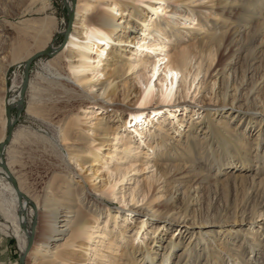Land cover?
Here are the masks:
<instances>
[{"label": "rangeland", "instance_id": "1", "mask_svg": "<svg viewBox=\"0 0 264 264\" xmlns=\"http://www.w3.org/2000/svg\"><path fill=\"white\" fill-rule=\"evenodd\" d=\"M67 1L47 0L42 5L31 0H0V24L5 25V35H0V138L4 137L3 141L7 137V117L5 108L3 110L1 107L4 102L17 101L25 61L38 51L47 49L48 45L55 48L54 54L42 55L30 64L24 108L5 145L9 146V150H4L2 156L16 187L19 189L20 185L23 191L19 201L13 182L6 177V172L0 173V264L38 262L32 259L30 251L34 239L40 241L44 230L42 201L48 196L59 198L65 187L71 188L79 180L78 174L71 173L72 166L75 167L72 160L71 164L66 165L58 155L60 151L59 147L54 146L55 140L60 144L64 138L66 143L62 148H67L71 153V131L68 130L71 121L75 120L79 130L85 131V127L100 116L108 125L118 127L119 135L130 131L132 125H138L129 122L127 111L130 109H142L147 118L149 115L152 119L158 116L163 118L164 115L170 117L165 145L173 149L178 147L179 138L185 139L184 133L192 127L191 121L198 125L197 122L203 119L204 110L209 109L212 117L220 120L221 126L231 128V137L246 132V141L250 143L247 149L238 153L234 148L231 150L235 155L244 153L249 159V168L234 171L225 169L229 161H216L222 153L217 144H209V138L203 133L204 125L201 124L194 131L197 150L189 160L192 167L186 173L192 177L186 178L185 174L182 178L173 173L157 184L153 183V168L150 166L153 156L148 164L145 163L146 154L142 153L132 155L130 161H121L120 169L123 172L114 177L116 182L112 197L93 194L98 199L96 205L91 207L94 209L91 218L100 222L99 231L92 239L83 238L82 241L93 247L98 244L102 232H110L119 242L123 241L124 235L130 241L129 245H139L136 257L140 264H149L145 256L152 249L158 251L155 261L160 262L164 251L161 247L168 240L177 242L179 239V245L172 250L169 264H185L186 259L178 261V255L183 251V254L192 252L191 264H264V33L257 40H245L226 52L212 49L202 58H198V55L191 58L184 72L179 74L172 101L163 102L161 92L168 82L165 73L167 58L170 60L177 49L185 50L196 44L208 27L218 24L221 18L232 19L236 12L234 6H231L232 10L230 7L221 10L216 6L217 0H185L181 8H191L194 14L191 19L182 20L175 26L171 40L162 41L167 42L165 49H151L149 44L154 39L155 29H151L149 35H143L141 31L136 34H141L139 39L146 36V42H149L141 43V46L135 43L130 48L135 52L139 50V54L149 58V62L136 66L127 74L133 84V94L123 101V92L120 91L115 111L112 110L113 106H108L109 102L107 105L87 101L82 103L80 100L71 102L69 94H62L63 90L59 91L54 86V69L58 68L53 63L54 57L64 47L72 29L77 3V0H71L70 8ZM143 1L136 4L145 9L144 18L150 19L151 16L163 27L175 1ZM242 1L247 4L255 2L252 5L254 14L249 21L255 23L258 16H264V0ZM35 36L42 37L45 45L36 48ZM22 47L29 48L30 53L21 56ZM155 61L156 74L151 77ZM229 65L233 66L231 71ZM148 81L152 82L153 93L149 103L140 106L135 103L134 95L144 89ZM225 90L227 95L223 92ZM223 102L228 105L225 110L219 108ZM230 106H235V109ZM168 110H172L173 116ZM86 112H91L87 123L82 121ZM11 117L13 120L16 117L15 108L11 110ZM125 117H128V121L124 126ZM112 145L110 141L106 142L102 149L114 150L110 149ZM154 147L158 150L160 145ZM116 151L121 154V147ZM233 159V164H236V157ZM84 170L85 167L82 171L77 169V172L83 173ZM240 174L247 177H240ZM66 200L67 204H71V199ZM23 201L25 204L29 201L24 214L19 212ZM85 203L88 204L87 201L81 203L82 208ZM145 208L163 216L162 219L142 215L140 211ZM20 217L22 221L25 219L27 228L34 226L33 231L30 229L33 236L31 245L30 235L26 234L22 222H19ZM141 221L146 223L138 232L136 224ZM157 229L160 232L158 238L153 233ZM200 230L201 235L198 234ZM153 239L158 242H152ZM63 241L60 239L56 243ZM142 241L151 245L150 250L141 248ZM154 244L161 247L156 248ZM86 246L76 245L73 248L77 253H85L84 260L79 263L69 260L67 264H99L100 259L86 253Z\"/></svg>", "mask_w": 264, "mask_h": 264}, {"label": "bare ground", "instance_id": "2", "mask_svg": "<svg viewBox=\"0 0 264 264\" xmlns=\"http://www.w3.org/2000/svg\"><path fill=\"white\" fill-rule=\"evenodd\" d=\"M31 1H38L45 5L47 0ZM174 1L175 5L171 7L170 15L162 27L151 16L150 19L144 18L145 9L136 4L143 3V0H77L72 29L66 37L64 47L54 57L53 63L58 66L56 70L54 69L53 76H55V80H52L55 82L54 86L59 91L63 90L62 94L64 92L67 93H65L66 95L69 94L71 102L80 100L82 103L87 101L89 103H100V105H107V102H109L108 106H113L112 110L117 111L115 105L118 104V93L120 91L123 92V101L133 94V90H131L133 84L127 74L134 70L136 66L146 65L149 62V58L142 57L139 54L141 53L139 50L135 52L133 48H130L135 43L141 46V43L149 42H146V36H142L139 39L141 34H136L141 31L143 35H149L150 30L155 29L154 39L150 41L149 45L153 51L163 50L166 48L167 42L162 41L171 40V37L174 36L175 26L181 23L182 20L191 19L194 14L191 8H181V4L185 0ZM67 3L71 8V0H68ZM254 3L250 2L247 4L242 0H217L216 6L221 10L228 7L231 9V6H234L236 8L234 17L229 20L227 18L219 19L218 24L205 30L196 44L188 46L185 50L177 49L170 60L167 58L165 73L167 74L168 82L161 92L163 102L169 103L172 101L179 74L184 72L186 64L191 58L196 55H198V58H202L207 51L212 49L226 52L231 47L234 48L245 40H257L261 37V34L264 33V16H258V20L255 23L249 21L254 14L252 9L255 5ZM4 30L5 25L0 24L1 36L5 35ZM34 40L36 48L42 47L46 43L42 37L35 36ZM54 49L53 47L51 48L50 55L55 53ZM28 53H30V49L27 47H22V50H20L21 56ZM156 65V61L153 62L151 77L156 74ZM232 67L229 65L230 71ZM50 83L52 82L50 81ZM223 92L227 95V90ZM152 93L153 85L151 81H148L144 89L134 95V98H136L135 103L145 106L149 103ZM8 103L12 102H4L1 109L4 110ZM226 107L228 105L223 102L219 108L225 110ZM230 107L235 109V106ZM169 112L173 116L172 110ZM204 112L203 119L197 122L198 125L194 124L193 120L191 121L192 127L184 133L185 139L179 138L177 140L178 147H174V149L171 148L172 146L168 147L165 145L169 122L171 121L170 117L165 115L163 118L158 116L152 119L150 115L147 118L142 109H130L127 111L130 118L129 122L133 121L138 125H132L130 131L122 132L120 135L117 131L118 127L108 125L103 116L95 117V121L86 126L85 131L79 130L75 120L71 121V126L68 129L71 131V153L67 148H62L66 143L64 138L61 139L62 142L60 144H57L55 140L54 146L59 147L60 153L58 155L66 165L71 164L70 160H72V164L75 167L73 168L72 166L71 173L75 172L78 174L79 180L75 186L71 185V188L65 187L63 195H60L61 197L59 196V198L55 199L53 196H48L42 201V207L45 211L43 219L44 230L40 241L34 239L30 251L32 259L35 262L38 261L36 264H67L69 260L79 263L84 260L85 253L74 251L73 248L76 245L78 247L87 245L84 250L87 254H92L100 259L99 264H140L136 257L137 251L140 250L139 245H129L130 241L124 235H122L123 241L119 242L117 237L110 232H102V236L97 242L98 244L93 247H89L90 245L82 241L83 238L92 239V236L100 228V222L91 218V214L94 211L91 207L96 205L98 199L93 197V194L104 197L113 195V188L116 182L114 177L116 174L123 172L120 169L121 161H130L132 155L137 153L146 154V164L150 163L149 158L153 156L150 165L153 168V183H161L173 173L184 178L183 176L192 167L189 160L195 155L197 150L194 131L201 124L204 125L203 133L209 138V144H217L222 153L221 157L219 156L220 158L216 159V161L224 162L223 159L229 161L225 165V169L230 168L234 171L247 170L249 168V159L243 155L244 153H239L237 156L231 150L234 148V151L238 153L247 149L250 143L246 141V132L233 138L230 135L231 128L229 126H221L220 120L212 117L209 109H205ZM90 113L86 112L82 121L87 123V120L91 117L89 116ZM77 120L79 121V119ZM126 121H128V117L124 119V126ZM176 130L178 131V129ZM111 136L112 138L110 139L109 137ZM3 139L4 137L0 138V143L3 142ZM97 139L100 141L97 142ZM109 141L113 144L110 149L114 150L104 151L102 148ZM155 142L156 145H154ZM116 145L121 147V154L116 151L118 148ZM159 145L160 148L155 150L154 146L158 147ZM4 150L8 151L9 146L5 147ZM210 150L212 151L213 148ZM235 157L237 163L233 164V158ZM111 163H113V166H111ZM2 165H5V163L0 154V173L4 174L5 170ZM84 167L83 173L77 172V169L82 171ZM187 176L192 177L189 174H186V178ZM239 176L247 177L245 174H240ZM6 177L8 178L7 175ZM10 189L13 192L11 186ZM18 191H23L20 185ZM13 194L15 199H17L14 192ZM67 198L71 199V204L66 203ZM86 201L88 204H83L84 207L82 208L81 203ZM26 202V204L25 201L20 204V213L27 209L29 201ZM69 205L76 209L69 208ZM78 208L79 210H77ZM140 213L144 216H152L157 220L163 217L147 208L140 211ZM167 217L168 215L165 216L164 220ZM19 222H22V217L19 218ZM114 222L117 224L116 218ZM145 223V221L137 222L138 232L141 231ZM25 232L30 235V227ZM157 232L158 229L153 233L158 238L160 232L158 234ZM201 232V230L200 232L198 231V234L201 235ZM60 239L64 241L57 244L56 241ZM154 241L158 242L157 239L152 240V242ZM179 242L180 239L177 242L168 240V243L162 247L160 244H154V247L164 249L162 251V259L156 263L155 255L158 251L152 249L145 256L147 262L149 264H169L173 254L172 250L176 249ZM148 245V243L143 242L142 247L141 245L140 247L144 250H150L151 245ZM183 252L178 255V261L186 259L185 264H191L192 252H185V254Z\"/></svg>", "mask_w": 264, "mask_h": 264}, {"label": "water", "instance_id": "3", "mask_svg": "<svg viewBox=\"0 0 264 264\" xmlns=\"http://www.w3.org/2000/svg\"><path fill=\"white\" fill-rule=\"evenodd\" d=\"M69 22H71V15H69ZM51 48L52 47H48L45 50L38 51L37 53H35L31 57H29L24 63V78H23L22 84H21L20 89H19V97H18V99H17V101L15 103L14 102H12L10 104L8 103L6 105V107H5V112H6V117H7V137L2 143H0V154H1V157L3 156L5 145L9 142V140L11 138L13 127H14L18 117L20 116L22 109L24 108V96H25V92H26V89H27L28 79H29V67H30V64L32 63L33 60H35L36 58H38V57H40L42 55H50ZM54 51H55V49H54ZM13 108L16 109V117H15L14 120L11 117V110ZM2 167L5 170L6 175L8 176V178L13 182V185L15 187V190L17 192V195H18L19 201H20L21 198H22L21 192L18 191V188L16 187L15 181L13 180V178H11V176L9 174V171L7 170V167L5 165H2ZM22 214H24V212ZM23 221H22V225L24 227V230L27 231V226L25 224L26 223L25 219ZM30 229H31V231H33L34 230V226H32ZM28 238H29V243L31 245L33 236L30 235V236H28Z\"/></svg>", "mask_w": 264, "mask_h": 264}]
</instances>
